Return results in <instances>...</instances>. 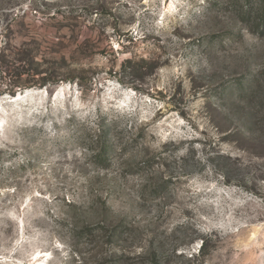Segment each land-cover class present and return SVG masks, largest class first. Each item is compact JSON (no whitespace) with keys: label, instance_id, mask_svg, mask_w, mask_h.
I'll list each match as a JSON object with an SVG mask.
<instances>
[{"label":"rangeland","instance_id":"374dc122","mask_svg":"<svg viewBox=\"0 0 264 264\" xmlns=\"http://www.w3.org/2000/svg\"><path fill=\"white\" fill-rule=\"evenodd\" d=\"M44 1L0 0V264H264L257 2Z\"/></svg>","mask_w":264,"mask_h":264},{"label":"trees","instance_id":"16d2710c","mask_svg":"<svg viewBox=\"0 0 264 264\" xmlns=\"http://www.w3.org/2000/svg\"><path fill=\"white\" fill-rule=\"evenodd\" d=\"M254 2H257V7L252 8V9H246L243 11V16L241 17V21L242 22H247V20H252L251 22H249L248 24H251L252 22L259 24L260 26H262L264 28V0H255ZM58 2H51L48 0H45L43 3V6H41L42 8L40 9V13L42 14L43 18L46 19H58L59 15H61V19L62 21H69L70 19H72L71 14H62L60 10L57 8L56 10L52 11L51 8H54L58 5ZM100 4V3H98ZM36 7H38V5H34ZM104 7V6H103ZM96 8V12H100L101 11V6L99 5V7H95ZM94 8V10H95ZM103 9V8H102ZM25 13L21 14L18 13L14 16L13 20L18 21L19 19L22 20L24 19ZM130 41H134V37L133 36H129L128 37ZM146 38V37H145ZM137 41V39L135 40ZM17 52V51H16ZM19 56V55H18ZM21 59V57H19ZM23 60V59H21ZM129 62L132 63V60L129 59ZM139 62H143L146 63L147 60L142 57L140 59ZM137 69L134 67L135 70H142V67L140 68V64L137 62L136 64ZM8 71V70H7ZM3 73L5 71H2ZM26 72V71H24ZM22 73V71H21ZM8 76H11V78H13L14 76H17L18 73L13 71H9ZM7 76V75H6ZM12 82H15L14 80H12ZM57 81L54 80H46L44 79L43 81L40 82V85H47L50 84L53 85L55 84ZM14 84V83H13ZM6 91H10L13 92V94L15 93V91H13V89L10 90L9 87H7ZM252 91V90H251ZM251 91H249L251 93ZM83 138H87V140H89V144L87 149L89 150H96L95 148H98V152L94 153V157H93V161H95L97 164L101 165L102 168L107 169L112 162V157L111 154L113 152H115V148H114V144H112L110 141V137L108 136V132L105 129L104 125L102 124V126L100 127V129H98L97 131H92V133L87 134V136H84ZM92 146H96V147H92ZM91 148V149H90ZM119 226L121 227L119 228ZM130 227V224L128 225ZM99 232H101L102 236L104 238H106L104 240V244H112L113 242H116L118 240H121V237L128 231H132L131 228L130 230H128L127 226H123V225H113V224H108L105 221L103 223H100L98 226ZM134 253L133 251H123L121 252V254H118L117 257H119V264H126V262L124 263V260L126 259L125 257L128 256L130 254ZM147 254V251L145 249H142L141 251H138V253H136L135 255L138 258H143L145 257V255ZM113 256V255H111ZM115 256V255H114ZM135 256V257H136Z\"/></svg>","mask_w":264,"mask_h":264},{"label":"bare ground","instance_id":"6f19581e","mask_svg":"<svg viewBox=\"0 0 264 264\" xmlns=\"http://www.w3.org/2000/svg\"><path fill=\"white\" fill-rule=\"evenodd\" d=\"M28 91H30V90H27V93H28ZM13 98H15V99H16V97H13Z\"/></svg>","mask_w":264,"mask_h":264}]
</instances>
